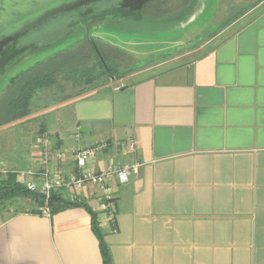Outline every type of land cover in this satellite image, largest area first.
Here are the masks:
<instances>
[{
  "label": "crops",
  "instance_id": "0c3cea01",
  "mask_svg": "<svg viewBox=\"0 0 264 264\" xmlns=\"http://www.w3.org/2000/svg\"><path fill=\"white\" fill-rule=\"evenodd\" d=\"M134 74L48 106L54 116L40 123L27 161L40 182L36 141L45 134L62 152L49 163L67 175L80 171L76 147L101 142L82 171L139 165L127 183L109 182L115 231L90 183L60 191L83 205L49 216L17 200L27 209L0 211V264H103L89 211L112 264H264V0L192 50Z\"/></svg>",
  "mask_w": 264,
  "mask_h": 264
},
{
  "label": "rangeland",
  "instance_id": "374dc122",
  "mask_svg": "<svg viewBox=\"0 0 264 264\" xmlns=\"http://www.w3.org/2000/svg\"><path fill=\"white\" fill-rule=\"evenodd\" d=\"M261 1L263 0H207V18L198 19L187 28L181 27L179 23L165 24L157 17H146L142 21H121L109 16V19L100 18L87 24L77 19L76 11L66 13L30 30L10 44L9 47H13L10 52H7L8 48L0 55V95L16 73L60 50L75 46L86 35L125 52L134 65H141L137 74L151 64L171 56H179L199 46L225 23H232L250 10L257 11ZM52 2L53 0H37V10ZM19 13L27 14L26 11ZM166 55L170 57L163 59L162 56ZM191 57L193 55H183L178 61H189ZM135 76L139 77V74ZM126 79L127 77L112 84L127 83ZM44 94L39 96L38 105L46 104L49 100ZM37 108L39 111H36ZM37 108L24 119L0 127V162L4 163L5 170L18 172L28 169L27 161L32 155L31 145L36 131L40 123H50L53 115L47 116V109L41 110L42 106ZM26 209L16 202L0 204L1 216Z\"/></svg>",
  "mask_w": 264,
  "mask_h": 264
},
{
  "label": "trees",
  "instance_id": "16d2710c",
  "mask_svg": "<svg viewBox=\"0 0 264 264\" xmlns=\"http://www.w3.org/2000/svg\"><path fill=\"white\" fill-rule=\"evenodd\" d=\"M227 24L225 23L219 30ZM9 46L3 53L8 48L7 52L11 51L13 47ZM140 66L134 65L125 52L102 44L89 35L84 36L75 46L37 61L10 78L0 95V127L24 119L34 113L37 107L42 106L40 108L42 110L52 104L107 87L114 81L138 72ZM42 94L49 100L46 104L38 105L39 96L42 97ZM37 109L36 111H39V108ZM21 199H28L36 204L35 208L27 211L28 213L41 214L44 199L40 194L28 192L14 171L0 174V204L15 203ZM47 205L52 215L83 204L65 199L63 193L55 192L52 193ZM89 213L92 230L99 241L103 264H112L109 251L96 224V215L92 211Z\"/></svg>",
  "mask_w": 264,
  "mask_h": 264
},
{
  "label": "built area",
  "instance_id": "2783aa9c",
  "mask_svg": "<svg viewBox=\"0 0 264 264\" xmlns=\"http://www.w3.org/2000/svg\"><path fill=\"white\" fill-rule=\"evenodd\" d=\"M79 133L74 135V139L78 140ZM37 146L41 150V164L44 166L42 171V179L40 182L33 179L35 173L32 169L16 172L17 177L24 179V187L28 192L38 193L44 199V207L42 208V215L49 216L48 200L52 193L56 192H78L81 191L87 183L93 184L99 188L102 193L101 209L103 211L104 219L109 223L113 231H115L114 211H113V196L109 186V182L115 179L119 184H125L130 176L136 175L139 170V165H124L111 166L105 172L93 173L90 170L82 169L86 167L87 160L94 156V154L105 147V143L101 142L92 148L76 147L72 154L76 163V167L80 169L78 174L67 175L61 167H54L49 163V159L60 161L62 152L53 147L51 139L42 134L37 138ZM134 141H129V146L132 148ZM5 169L0 166V174H4ZM74 198L72 197V200ZM75 200V199H74Z\"/></svg>",
  "mask_w": 264,
  "mask_h": 264
},
{
  "label": "water",
  "instance_id": "95a60500",
  "mask_svg": "<svg viewBox=\"0 0 264 264\" xmlns=\"http://www.w3.org/2000/svg\"><path fill=\"white\" fill-rule=\"evenodd\" d=\"M100 1L108 0H53L51 4L37 10V0H0V54L30 30L61 15ZM117 1L121 8L136 10L146 0ZM20 11H26L27 14H21ZM4 21L8 22L4 24Z\"/></svg>",
  "mask_w": 264,
  "mask_h": 264
},
{
  "label": "flooded vegetation",
  "instance_id": "af4514ba",
  "mask_svg": "<svg viewBox=\"0 0 264 264\" xmlns=\"http://www.w3.org/2000/svg\"><path fill=\"white\" fill-rule=\"evenodd\" d=\"M76 13L77 19L87 24L100 18L109 19V16L121 21L157 17L165 24L179 23L187 28L196 20L207 18V0H146L136 10L121 8L117 0H108L81 7Z\"/></svg>",
  "mask_w": 264,
  "mask_h": 264
}]
</instances>
